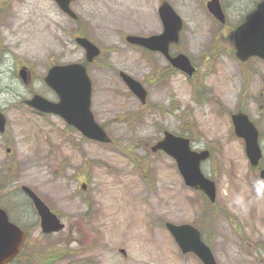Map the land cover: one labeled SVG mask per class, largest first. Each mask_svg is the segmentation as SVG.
<instances>
[{
  "label": "rangeland",
  "instance_id": "374dc122",
  "mask_svg": "<svg viewBox=\"0 0 264 264\" xmlns=\"http://www.w3.org/2000/svg\"><path fill=\"white\" fill-rule=\"evenodd\" d=\"M163 0H75L73 21L54 0L0 1V205L28 237L12 264H203L182 253L165 223H190L218 264H264V198L253 184L264 165V60L242 63L233 40L237 24L260 0H220L224 24L208 0H167L184 20L180 42L197 71L189 77L158 52L128 43L127 34L163 31ZM99 45L88 63L92 111L113 139L84 137L59 116L24 103L34 93L57 94L44 82L54 63L85 62L77 35ZM31 69V81L19 77ZM125 71L148 90L142 104L121 79ZM246 112L259 129L263 157L251 165L231 115ZM165 130L209 149L203 173L216 182V200L187 186L175 160L151 146ZM9 149V150H8ZM22 185L31 187L65 223L45 234ZM242 196L245 207L234 197Z\"/></svg>",
  "mask_w": 264,
  "mask_h": 264
},
{
  "label": "water",
  "instance_id": "95a60500",
  "mask_svg": "<svg viewBox=\"0 0 264 264\" xmlns=\"http://www.w3.org/2000/svg\"><path fill=\"white\" fill-rule=\"evenodd\" d=\"M62 10L73 18L77 14L70 8L72 0H56ZM210 12L221 22L226 16L219 0H210L207 3ZM159 13L164 24L161 34L148 37L128 35L131 43L143 45L152 50L161 51L175 67L189 75L195 72V67L189 57L184 53L172 56L169 51L172 42L179 41V33L183 27L182 18L175 12L168 2H163ZM77 42L87 51L89 61L99 55V48L86 37H77ZM236 55L246 61L251 56L264 59V0L258 2L250 18L240 23L234 31ZM22 79L28 81L26 69L20 71ZM123 80L131 90L145 102L147 92L142 84L130 75L121 72ZM46 82L58 93L60 100L51 101L40 94H34L25 102L42 111L61 115L68 123L75 125L89 138L99 141H110L103 127L98 124L91 112V80L87 75L86 67L80 63L53 65L45 77ZM235 132L245 139L246 152L252 165H258L262 157L259 144V131L247 114L242 112L232 115ZM6 119L0 112V131L5 129ZM163 149L176 159L178 169L187 185L200 187L212 201L216 199V184L207 178L201 171L200 163L209 157L208 150L200 152L192 150L190 140L165 132V138L152 147L153 151ZM260 178H264V167L261 169ZM23 190L31 197L41 217V226L44 232L60 231L64 228L61 219L51 211L45 202L28 186ZM166 226L174 236L176 242L184 253L194 252L204 264H217L214 254L209 246L201 239L200 231L191 224H175L167 222ZM26 237L25 231L9 220L6 211L0 208V264L9 263L21 249Z\"/></svg>",
  "mask_w": 264,
  "mask_h": 264
},
{
  "label": "clouds",
  "instance_id": "9594fccd",
  "mask_svg": "<svg viewBox=\"0 0 264 264\" xmlns=\"http://www.w3.org/2000/svg\"><path fill=\"white\" fill-rule=\"evenodd\" d=\"M253 188L255 191V195L258 198H264V178L257 180L254 184H253ZM233 203L240 208H244L245 205V200L242 196L237 195L236 197H234Z\"/></svg>",
  "mask_w": 264,
  "mask_h": 264
}]
</instances>
